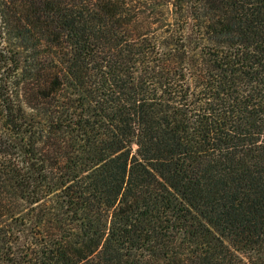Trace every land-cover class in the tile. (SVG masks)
<instances>
[{
  "label": "trees",
  "instance_id": "trees-1",
  "mask_svg": "<svg viewBox=\"0 0 264 264\" xmlns=\"http://www.w3.org/2000/svg\"><path fill=\"white\" fill-rule=\"evenodd\" d=\"M0 264H264V0H0Z\"/></svg>",
  "mask_w": 264,
  "mask_h": 264
},
{
  "label": "rangeland",
  "instance_id": "rangeland-1",
  "mask_svg": "<svg viewBox=\"0 0 264 264\" xmlns=\"http://www.w3.org/2000/svg\"><path fill=\"white\" fill-rule=\"evenodd\" d=\"M162 11H164L166 13V15H168L172 18V10L168 5L163 6Z\"/></svg>",
  "mask_w": 264,
  "mask_h": 264
}]
</instances>
